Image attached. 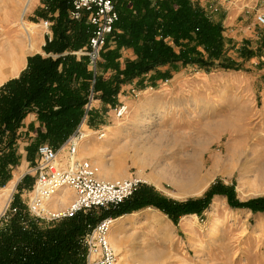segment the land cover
<instances>
[{
    "label": "rangeland",
    "instance_id": "374dc122",
    "mask_svg": "<svg viewBox=\"0 0 264 264\" xmlns=\"http://www.w3.org/2000/svg\"><path fill=\"white\" fill-rule=\"evenodd\" d=\"M197 1L206 5L204 9L213 20L223 19L227 57L240 64V69L186 67L155 87L147 80L142 87L136 81L124 85L118 95L127 106L123 120L114 118L113 106L92 98L90 107L99 114L100 123L91 127L86 117L82 129H102L105 135L98 139L88 132L77 157L89 160L99 179L117 181L136 176L141 186L153 188L174 202L202 198L216 183L231 188L234 198L242 203L264 198V180L257 178L264 163V27L255 23L256 14L264 13V0L192 2ZM25 2L0 0V18L13 11L19 18ZM28 8L23 20L31 27L37 48L26 52L25 63L28 57L46 56L42 50L46 32L41 26L46 19L38 17L46 5L32 0ZM113 34L101 52L115 48ZM245 47L255 54L248 60L239 54ZM132 59L131 50H121V64ZM102 63L100 55L90 70L108 78L110 73L102 72ZM132 90L139 94L135 96ZM61 155L63 158L65 151ZM38 163L34 152L28 165L13 169L12 180L0 188V212L10 198L11 205L18 198L25 211ZM199 170L208 175L207 181L195 177ZM23 174L32 181L29 188L15 185ZM12 183L13 192L6 200L3 191ZM62 194L66 200L59 198ZM72 199L73 192L63 189L54 198L57 204L49 207L64 210ZM214 203L220 206L213 208ZM58 222L38 223L44 227ZM110 244L118 264H264V213L231 208L222 195H215L201 216L186 215L176 224L162 212L146 208L124 215L123 231H110Z\"/></svg>",
    "mask_w": 264,
    "mask_h": 264
},
{
    "label": "trees",
    "instance_id": "16d2710c",
    "mask_svg": "<svg viewBox=\"0 0 264 264\" xmlns=\"http://www.w3.org/2000/svg\"><path fill=\"white\" fill-rule=\"evenodd\" d=\"M73 1L42 0L47 9L38 17L52 24L51 39L45 37L42 48L46 56L28 57L18 77L0 86V188L20 165L19 130L29 114H35L38 122L36 130L33 125L28 127V132L36 133L25 148L27 161L31 162L41 144L58 150L85 116L91 127L100 123L98 113L84 110L91 95L114 106L121 87L134 81L142 87L147 80L155 87L158 81H168L186 67L205 71L240 69V64L227 57L223 19L213 20L200 5L191 0H120L113 34L115 48L100 54L102 72L110 73L104 78L90 70L86 57L77 59L71 54L88 45L92 32L85 19L69 18ZM123 49L131 50L134 59L121 64ZM239 54L244 60L255 55L247 47ZM31 183L25 175L17 187L22 184L29 188ZM215 195L225 196L231 208L264 213V198L239 202L232 189L220 183L210 187L202 198L185 202L167 200L142 185L116 209L78 213L55 226L44 227L30 218L20 200L14 198L12 205L18 211L0 230V264H84L86 252L80 239L87 227L99 220L154 208L176 224L186 215L201 216Z\"/></svg>",
    "mask_w": 264,
    "mask_h": 264
},
{
    "label": "built area",
    "instance_id": "2783aa9c",
    "mask_svg": "<svg viewBox=\"0 0 264 264\" xmlns=\"http://www.w3.org/2000/svg\"><path fill=\"white\" fill-rule=\"evenodd\" d=\"M120 0H74L69 18L73 21L86 20L91 28L88 45L71 54L77 58L86 57L89 68L94 69L100 59L101 50L109 41L118 21L117 4ZM211 9V8H210ZM213 12L215 8L211 9ZM255 23L264 27V13H257ZM48 40L51 39V23L41 21ZM167 82V81H165ZM137 96L139 92L132 90ZM92 96L86 105V112L91 110ZM113 116L123 120L127 106L121 102L112 108ZM86 116L75 132L68 138L60 149L56 150L49 145H40L37 148L38 165L34 169L35 181L28 195L25 212L36 221L57 222L73 218L78 213H88L92 210L116 209L139 189L142 182L136 176L117 181L99 179L97 170L86 159H79L77 152L79 145L89 137L90 133L102 139L103 130L84 131L82 127ZM90 132V133H88ZM65 156L61 158V153ZM63 189L73 192V199L64 210H53L49 204ZM10 198L0 212V230L6 226L18 209L11 205ZM115 219L106 217L96 224L89 226L82 238L81 245L85 250L84 264H118V257L110 244V231Z\"/></svg>",
    "mask_w": 264,
    "mask_h": 264
},
{
    "label": "bare ground",
    "instance_id": "6f19581e",
    "mask_svg": "<svg viewBox=\"0 0 264 264\" xmlns=\"http://www.w3.org/2000/svg\"><path fill=\"white\" fill-rule=\"evenodd\" d=\"M31 1L32 0H26L19 18L16 17L15 11L8 16L0 18V85L9 77H17L25 66L23 57L26 52L29 53L37 48L35 35L31 27H28L23 20ZM262 158H264V156H262L261 159ZM195 177L201 179L202 182L208 179V175H202L200 170L196 173ZM257 178L259 180H264V163H262L258 171ZM13 188L14 184L12 183L4 189L3 196L6 197V200L10 198L9 196L11 192H13ZM59 198L62 200L67 199L64 194ZM52 204H57L54 199L49 206ZM218 206L214 203L213 208H218Z\"/></svg>",
    "mask_w": 264,
    "mask_h": 264
},
{
    "label": "crops",
    "instance_id": "0c3cea01",
    "mask_svg": "<svg viewBox=\"0 0 264 264\" xmlns=\"http://www.w3.org/2000/svg\"><path fill=\"white\" fill-rule=\"evenodd\" d=\"M191 1H193V0H191ZM198 2V1H197ZM198 4L201 6V7H203V8H205L204 6H206V5H203L202 6V4L200 3V2H198ZM206 9V8H205ZM25 67H26V63H25V66L22 68V70L21 71H23L24 69H25ZM20 71V72H21ZM17 77H18V75H17ZM14 78H16V77H14ZM3 85V84H2ZM1 86V85H0ZM99 101H94V104L95 103H98ZM121 102V100H120V98H118V103H120ZM94 104H92V107H94L95 108V105ZM30 125H33L34 126V129L36 130L37 128H38V122L36 121V115L35 114H29V115H27V117L23 120V122H22V127H21V129L19 130V133H20V135H21V137H20V140H19V142H18V150H19V153H21V161H20V165H19V167H23L24 165H28L29 164V162H27L26 161V152H25V148L29 145V143H31L32 142V138H34L35 137V130L33 131V132H28V127L30 126ZM101 130V129H100ZM97 131H99V130H97ZM28 132V133H27ZM28 134V135H27ZM31 138V139H30ZM25 176V174H23L21 177H20V179H16V181H17V183H15V185L17 186L19 183H20V181H21V179L23 178ZM12 174H11V180H12ZM8 182H10V180L8 181ZM8 182H7V184H8ZM115 224H114V226H113V228H112V232H116V234L117 233H119V232H122L123 231V215L122 216H120V217H118V218H115V222H114Z\"/></svg>",
    "mask_w": 264,
    "mask_h": 264
}]
</instances>
